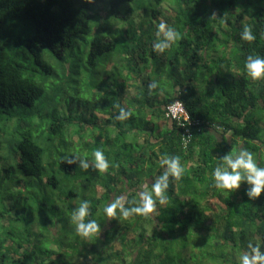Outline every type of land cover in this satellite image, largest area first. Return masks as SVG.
Masks as SVG:
<instances>
[{"label":"trees","instance_id":"trees-1","mask_svg":"<svg viewBox=\"0 0 264 264\" xmlns=\"http://www.w3.org/2000/svg\"><path fill=\"white\" fill-rule=\"evenodd\" d=\"M175 1L160 20L163 0H0V264H239L248 243L264 251V193L211 178L241 147L264 167V78L245 69L264 57V0ZM161 23L178 34L164 52L153 49ZM175 100L190 124L169 116ZM170 156L185 171L164 203L105 216L116 197L131 207L151 192ZM83 200L101 227L87 239L71 222ZM176 248L179 263L167 257Z\"/></svg>","mask_w":264,"mask_h":264},{"label":"clouds","instance_id":"clouds-1","mask_svg":"<svg viewBox=\"0 0 264 264\" xmlns=\"http://www.w3.org/2000/svg\"><path fill=\"white\" fill-rule=\"evenodd\" d=\"M162 36V38H160ZM157 42L153 44L154 51L164 52L169 48L170 44L178 39L175 29L161 23L158 27ZM240 38L244 41L252 42L256 39L249 26L242 27ZM245 69L247 74L253 79L258 80L264 78V57L259 55H249L245 61ZM150 88H155L153 82ZM131 115L130 112L120 109L117 119L124 121ZM93 166L96 170L103 173L109 169V161L106 159L101 150H96L92 154ZM68 164H73L79 159V167L88 169L89 163L85 159L75 156L65 158ZM223 163L214 167L211 173L213 185L218 190L234 192L238 190L242 184H246L245 195L249 199H256L264 193V167L260 166L254 157V154L241 147L235 155H225L221 158ZM164 171L156 177L151 185V192L140 191L138 193L139 200L129 203L135 206L126 207L125 197H116L107 203L103 209L105 216L109 219H115L118 215L123 218L130 216H145L153 212L156 208L157 201L164 203V193L169 187L170 177L179 180L184 174V167L181 164L179 156H170L161 161ZM156 197V199H154ZM90 216V202L83 200L71 215V222L75 225L78 235L83 238H90L101 232V227L94 219H87ZM248 251L240 255L239 264H264V251H261L258 245L248 243Z\"/></svg>","mask_w":264,"mask_h":264},{"label":"rangeland","instance_id":"rangeland-1","mask_svg":"<svg viewBox=\"0 0 264 264\" xmlns=\"http://www.w3.org/2000/svg\"><path fill=\"white\" fill-rule=\"evenodd\" d=\"M176 1L175 0H163V2H162V4L160 5V8H161V16H159V19L160 20H162L164 17L163 16H167V14H168V12L166 11V9H168V8H171V6H172V4L173 3H175ZM177 4V3H176ZM101 7V5L100 4H95L94 5V7ZM137 18V16L134 14L132 17H131V19H129V20H127V21H122V20H118L117 22H116V26L117 27H119V28H122V29H124V28H128V25H129V23H130V21L131 20H135ZM109 25H112V24H109ZM111 27H113V26H111ZM106 28V27H105ZM110 28V27H109ZM114 28V27H113ZM114 30V29H113ZM124 37V36H123ZM145 191H148V192H150V190L149 189H147V190H145ZM164 196H165V200L168 198V195H166V193H164ZM164 200V201H165ZM213 203H215V201L214 200H211ZM148 232H150L149 230H148ZM59 235V234H58ZM155 237H157L156 235H155ZM165 237H167V235L165 234ZM177 241V240H176ZM180 243V242H179ZM188 249H189V251L187 252L188 253V256H190V254H191V250H193V254L194 255H192L193 257H196V255L197 254H199V249L198 248H193L191 245H189L188 246ZM174 252H173V256L171 255V254H168L167 255V257L168 258H170L171 260H172V262L173 263H179L180 261H181V258L183 257V256H185L184 254L185 253H183L182 251H181V248H176L175 250H173ZM191 262V261H190ZM200 262H201V264H208V262H207V260L204 258V259H201L200 260ZM216 262V261H215Z\"/></svg>","mask_w":264,"mask_h":264},{"label":"built area","instance_id":"built-area-1","mask_svg":"<svg viewBox=\"0 0 264 264\" xmlns=\"http://www.w3.org/2000/svg\"><path fill=\"white\" fill-rule=\"evenodd\" d=\"M166 109L169 116L177 119L179 122H180L179 118L181 117L186 121V124L191 123L190 116L181 101L175 100L172 104L167 105ZM195 122L196 120L193 121V123Z\"/></svg>","mask_w":264,"mask_h":264},{"label":"bare ground","instance_id":"bare-ground-1","mask_svg":"<svg viewBox=\"0 0 264 264\" xmlns=\"http://www.w3.org/2000/svg\"><path fill=\"white\" fill-rule=\"evenodd\" d=\"M67 142V141H66Z\"/></svg>","mask_w":264,"mask_h":264}]
</instances>
